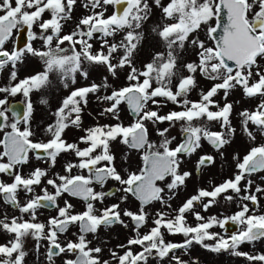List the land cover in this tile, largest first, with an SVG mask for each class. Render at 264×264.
<instances>
[{
  "label": "snow or ice",
  "instance_id": "obj_1",
  "mask_svg": "<svg viewBox=\"0 0 264 264\" xmlns=\"http://www.w3.org/2000/svg\"><path fill=\"white\" fill-rule=\"evenodd\" d=\"M76 0H0V71L9 63L13 70L10 73V81L17 80L15 70L17 61L21 60L24 52L38 56L43 61L44 70L34 75L20 79L16 83H10L7 87H0V93L15 96L21 93L25 98V108L22 115L13 113L14 119L10 120L8 109L0 107V173L13 177L12 183L0 182V195L4 201L19 208L24 214H30L32 221L36 218L38 207H58L56 200L62 194L67 193L73 197L82 198L86 201V210L71 214L72 205L65 201L64 207H58V215L48 220V230L45 235L46 225L29 221L19 222L13 217L11 222L0 220V227L14 234V239L7 245L0 244V264H23L26 255L23 250V238L32 235L37 241L46 239L48 243L47 259L53 264V257L63 253H71L75 259H66L64 264H110L108 260L101 261V247H89L91 243L86 239V234L96 233L101 225H112L121 223V212L119 204H112L103 208L97 215L91 201H103L106 195L112 193L96 192L90 186L93 182L102 187L108 180L117 181L123 185L125 193H131L140 202L137 212L124 210L123 215L129 217L134 224L135 236L128 239L127 247L122 255L111 251V256L118 264H138L146 260L153 250L160 258L168 256L174 249L186 248L193 240L202 243L204 240H216L215 245L204 244L205 248L213 252L221 250H233V254L246 256L250 261L264 262V254L252 256L247 253L236 251L238 245L245 241H254L264 238V214H249L247 204L231 217L218 220L215 216L209 217L206 222L198 223L195 227L185 224L184 214L191 210L195 202L202 198H210L203 205L207 210L215 199L222 193L231 190L238 196L241 194L240 182L246 175H251L264 170V144L250 147L249 151L242 157L234 156L237 173L234 178L226 179L223 183L215 186L211 191L199 189L197 194L188 198L182 206L176 210V215L169 218L166 213L158 211L153 220L154 227L141 235L139 229L146 225L147 213L145 205L158 201L168 207L163 197L164 188L158 182H164L171 177V182L166 184L167 189L174 190L184 185L185 180L191 174L187 171L180 173L181 155H191L200 147L202 138L207 139L214 148L220 149L229 143L225 139V132L209 131L206 127L197 126L194 121L207 118L208 121H221V128L227 130V134L234 133L231 128L229 116L232 106L225 104L222 108L214 105L213 97L221 89L225 95L229 89L240 86L246 96H264V70L260 68L258 60L264 58V0H170L166 6H162L164 17L170 19L171 23H164L162 27L153 28L158 31L159 37L166 45L167 52H157L152 61L145 64L143 69H137L132 63V55L140 41L141 34L135 30L141 27V22L148 18L149 6L146 0H86L85 8L97 9L101 5L126 4L120 13H113L105 18L103 12L83 17L76 28L70 33L61 35L62 20L70 19V13ZM157 6H161V0H155ZM45 11L51 13V18L41 22ZM226 11L227 22L222 25V35L217 38L214 34L221 28L220 16ZM215 19V26L212 21ZM39 23L41 29L40 38L46 46V51L36 50L28 43L24 49H13L11 52L5 50V42L12 35L13 30L19 26H27L29 41L36 39L32 32L33 25ZM202 26H207L209 39L214 40V46H207L198 38L191 40L193 47L199 49L198 63H187L184 67L189 73L197 70L206 78L221 80L215 83L206 93H201L199 101L188 100L187 93L194 84L192 75L180 78L173 92L169 87L172 78L176 75L177 58L174 55L176 46L183 49L185 42L189 40L191 33L196 32ZM51 34H45L48 30ZM128 29L123 40L119 44L111 43L105 39L101 49L95 53L89 42L94 34L99 33L102 37H111L117 31ZM55 40V47L53 41ZM67 42L69 48L62 45ZM79 46V48L77 47ZM107 49L105 52L104 49ZM123 49V55L119 56L116 63L112 62L114 54ZM70 53V54H69ZM87 61L94 64H103L112 76H116L117 69L128 67L126 86L113 89L110 94L102 97L109 102L110 106L104 109V114H110L119 121V106L126 103L134 120L125 126L123 123L104 124L84 129L85 134L80 137V142L87 147L80 148L77 143H68L63 139V132L69 126L80 127L81 124V102L87 103V95L98 91L101 85L92 83L87 87L72 90L66 96L60 107L53 113L55 122L47 125L44 132L50 136L46 142L35 140V132L31 127V116L33 104L30 99L32 91H39L49 81V74H58L60 80L65 82L68 78L75 83V74L79 72L87 78V72L82 70V62ZM231 62V63H229ZM255 69V71H254ZM153 81L156 86L153 87ZM103 87L108 88L107 78ZM157 97H164L174 104L181 105L183 110L171 111L167 115H159L157 111L148 108L149 102L157 104ZM185 97L182 101L178 98ZM42 104L47 100L42 98ZM7 103L0 99V106ZM212 106L219 108L218 111L210 110ZM243 118L244 131L250 139L255 137L248 131V123L264 128V101L255 111L247 110L240 113ZM150 121L153 125L157 122L168 121L174 124L181 121V132L184 139L176 147H170L175 137L169 139L165 134L168 129L158 130V135L163 137L159 144L149 141L148 129L145 125ZM120 138L121 143L130 149L142 151L144 167L138 172H129L124 178L117 170L115 157L110 152V142ZM63 152H73L78 158V163H67L65 172L68 175H59L55 179H48L47 184L52 186L54 192L47 188L42 189V195H35L25 204L20 205L16 193L23 188L27 192L33 191L34 185L41 183V178L47 173L40 169H34L27 177L22 175L16 168L29 162V154L35 153L36 159L47 157L54 166L57 156ZM43 153V156L41 155ZM213 162L210 155L201 156L197 162V169L205 164ZM79 168L87 170L89 175H71L72 169ZM252 181H248L243 191L249 192ZM264 189L257 186L256 192ZM231 201L232 196H226ZM241 200L257 203V196L253 193L240 196ZM198 221L204 218L195 213ZM242 226L237 234L224 238L217 233L208 231L214 225L221 228L229 221ZM79 224V235L76 240H68L64 245L58 241V234L67 231L69 225ZM127 227V225H124ZM161 228H166L170 234L182 233L185 237L194 234L191 239H186L183 244L166 243ZM132 245H139L143 251L133 253ZM15 254V255H14ZM176 264H185L179 257H173ZM198 264V262H197Z\"/></svg>",
  "mask_w": 264,
  "mask_h": 264
},
{
  "label": "rangeland",
  "instance_id": "obj_2",
  "mask_svg": "<svg viewBox=\"0 0 264 264\" xmlns=\"http://www.w3.org/2000/svg\"><path fill=\"white\" fill-rule=\"evenodd\" d=\"M66 3V0H64ZM149 11L148 18L141 22V27L135 31L141 34V39L137 44V48L134 50L132 55V63L137 69H143V66L152 61L153 57L157 52H164L166 54L167 48L163 40L159 37L158 31L154 32L153 28L162 27L164 23H171L170 19L164 17L162 12V6H166L170 0H161V6H157L155 0H146ZM86 0H76L74 3L70 19L62 20L61 35L70 34L77 26L82 16H88L93 14V12H103L105 18L111 16L114 13V5H101L97 9H92L91 7L85 8L84 4ZM126 7V4L125 6ZM122 12V11H121ZM85 14V15H84ZM50 13L44 12V20L50 19ZM214 20L212 21L213 24ZM128 29H123L117 31L114 36L111 37H102L101 34H94V38L89 42L92 44V51L95 53L101 49V44L106 39L109 44L117 43L119 44L123 40L124 35ZM47 34H51L49 29ZM198 38L201 41H204L207 46H213L211 39L207 35V26H202L199 30L194 33H191L189 40L185 42L183 49L176 46L174 55L177 58V67L176 75L172 78L171 84L169 87L173 92L176 91V87L179 83L180 78L192 75L194 79V84L190 87V90L187 93V99L190 101H199L201 98V93H206L215 83L222 82L221 80H211L202 75L199 70L195 73H189L184 67L187 63H198V51L199 49L193 47L191 40ZM38 50L46 51L47 48L43 44L38 43ZM53 47H55V40L53 41ZM64 48H69V44L65 42L62 45ZM79 48V46H77ZM35 49V48H34ZM106 52L107 49L105 48ZM70 54V53H69ZM123 55V49L118 53L114 54L112 62L116 63L119 56ZM260 68L264 70V58L258 60ZM13 70L12 66H6L2 71H0V83H13L18 82L20 79H23L25 76H31L38 72L44 70L43 61L40 57L34 56L30 53H25L20 61L16 63V72L17 80L10 81V73ZM82 70L87 72V78L82 76L79 72L75 74V83L72 82L71 78H68L65 82L68 84V87H64V82H62L56 73L49 74V83L41 88L39 91H33L35 103L39 106L43 105V112L38 113L39 117L41 113L43 117L38 122L42 124L43 130L42 133H39L38 130H35L36 139H42L47 136L44 132V129L49 124L55 122V116L53 113L59 107V103H62L61 99L68 96L70 92L76 88L87 87L92 83L101 85L98 91L94 93H89L86 97L87 103L81 102V124L77 128L75 126H69L65 129L62 136L65 141L68 143H77L80 148L86 147V144L80 142V137L85 134L84 129L90 127V125H104V124H115L123 123L125 126L131 124L134 120V117H131L122 103L119 106V121L114 119L110 114L101 113L104 112V109L109 107L110 104L107 101H104L102 97L111 93L113 89H118L120 87L126 86L129 82L126 77L130 69L125 67L123 69H117L116 76H112L108 72L107 67L103 64H94L87 61L82 62ZM255 71V69H254ZM105 78H107L108 88L103 87ZM155 81H153V87H155ZM16 96H20L18 93ZM44 98L47 100V104H42L40 101ZM185 97H180L181 101ZM214 105H218L219 108H222L225 104H230L232 106L231 113L229 116L231 128L234 129V133L231 135L227 134V130L221 128V121H208L207 118H202L201 120L194 121V124L201 127H206L209 131L213 132H225V139L229 140V143L225 144L222 148H210L204 141H200V147L196 149L191 155H181L179 158L182 161L180 164L179 171L183 173L185 171L189 172L191 175L186 178L184 185L178 187L176 190H171L170 192V205L171 211L168 214L171 215V218L175 216L178 206L182 204L185 199L190 198L192 195L197 194L198 189H205L211 191L220 181L223 183L224 180L234 178V175L237 173L236 169V160L234 156L242 157L249 151L250 147L256 146L259 144H264V128H260L251 122L248 123V131L252 133L255 137V140L249 138L243 128L242 120L240 113L247 110L249 112L255 111L257 106L264 101V96H246L243 92V89L240 86H236L228 90L227 95L223 89L219 90L217 94L212 98ZM157 104H152L149 102L148 108L150 110L157 111L159 115H167L171 111H181L183 110L181 105L174 104L171 101H168L164 97H157ZM38 106V107H39ZM57 106V108H56ZM40 108V107H39ZM219 108L212 106L210 110L218 111ZM42 116V115H41ZM181 121H177L174 124L165 121L163 123L157 122L153 125L150 121H146L145 125L148 129L149 141L155 144H159L163 137L158 135V130L168 129V132L165 134L169 139L175 137L172 141L170 147L174 148L175 141L178 139L179 131L182 126ZM110 152L115 157L114 163H127L128 165L122 166L125 169H134L139 165L142 157V151H137L135 149L127 148L123 143H121L120 138H117L115 141L110 142ZM201 155H210L213 157V162L210 164H205L198 169L197 173H194L193 169L196 167L198 158ZM46 162V161H45ZM44 162V163H45ZM67 163H78V158L73 152H63L57 156L55 165L51 164V161L45 163L46 166L50 168L48 173L53 174L52 178L55 179L57 174L59 175H68L69 173L65 172V166ZM63 168V169H62ZM53 171V173H52ZM74 171H79V168L72 169L71 174ZM251 180L252 184L249 187V192H244L243 189L248 186V181ZM43 189L51 193L54 192L52 186L47 184V180H43ZM171 182V177L166 178L164 182H160L164 186V183ZM220 182V183H221ZM259 186L264 189V170L252 173L251 175H246L245 178L240 182V187L242 189L241 194L238 196L236 193L228 190L225 193L220 194L211 206L207 210H202L200 207L205 203H208L210 198H202L200 202H197L195 208L187 211L184 214L185 224L187 226L195 227L198 223L206 222L209 217L215 216L217 219L221 216L231 217L237 212L239 206L248 201L240 199V196L253 193L257 196L258 206L264 207V191L256 192V187ZM163 188V187H162ZM226 196H232L231 201L227 200ZM65 201H68L72 205L70 212L77 211L83 207L82 204L73 203L70 198L65 195H61L57 198L56 205L61 207L62 204L65 205ZM94 205L95 212L98 213L101 208L97 207V201L92 202ZM101 205V204H99ZM155 205H160V202H155ZM58 207H55L50 210L43 211V220L46 225L45 229H48V220L51 217H55L58 211ZM152 208L150 207V210ZM195 213H199L201 217L204 218L203 221H198L195 217ZM150 215V214H149ZM151 216V215H150ZM150 218V217H149ZM117 224L112 225L110 229L103 230L98 228L96 233H91L92 244H96L98 247L103 249L100 254L101 261L108 260L110 264H118V261L114 260L111 256V251H115L118 255H122L124 248L119 247V245H127L125 237L120 236V234H115ZM150 229L149 220L146 222V225L142 226L139 230L140 234L143 235L147 233ZM208 231L212 232L211 229ZM239 231H237L238 233ZM111 234V238H108ZM216 233V232H212ZM236 233V234H237ZM104 235V236H103ZM163 235V234H162ZM194 234H189V237H185L182 233L169 234L167 235V240L169 239L170 243L183 244L186 239H190V236ZM230 236H224L228 238ZM213 240H204L202 243H197L195 240L192 241L190 245L186 248H177L174 249L168 256L160 258L155 250L147 256L146 260L139 261L138 264H176V261L173 257H179L180 260L184 261L185 264H264L261 261H250L246 256H238L233 254V250H221L219 252H213L208 248H205L203 245H213ZM215 245V244H214ZM126 248V247H125ZM140 252L143 251L142 247L139 246ZM26 252L28 253L27 258L23 261V264H49V261L43 259V261H31V243H28L26 246ZM111 250V251H110ZM236 251L247 253L252 256L264 254V238H260L254 241H245L238 245ZM53 264H64V261H56L53 259Z\"/></svg>",
  "mask_w": 264,
  "mask_h": 264
},
{
  "label": "flooded vegetation",
  "instance_id": "obj_3",
  "mask_svg": "<svg viewBox=\"0 0 264 264\" xmlns=\"http://www.w3.org/2000/svg\"><path fill=\"white\" fill-rule=\"evenodd\" d=\"M123 8L120 10V12L123 10ZM46 12H49V11H46ZM50 17H51V13H50ZM82 17H84V16H82ZM43 20H44V13L42 14L41 22ZM32 32L35 33L36 39H33V40L29 41L27 26H19L18 28L14 29L12 35L5 42V45H4L5 50H8L9 52H11L13 49H17V50L24 49V48H26L28 43H31L32 47L35 48L36 50H38V46H39L38 43H41V41H42V39L40 38L41 29L39 27V23H36V24L33 25ZM18 43H22V44H18ZM25 53H27V52H24V54ZM7 66L11 67L12 64L9 63ZM25 77H28V76H25ZM25 77H23V79ZM14 83H16V82H13V84ZM9 84L10 83H6V84L0 83V87H7V86H9ZM0 99H5L7 101V103L5 105L0 106V107L8 109L7 114L9 115L10 120L14 119V117L12 115L13 113H16L17 115H22L23 110L25 108V98L23 97V95L21 93H20V96H16V95L15 96H11V95H9L7 93H0ZM30 99H31L32 104H33V113H32L31 120H30L32 130L35 132V130L37 129L39 133H42L41 132V130H43L42 124L38 123V122H42V120L40 121L39 119L41 117H43V114L41 113L42 116L40 115V117H39L38 113H39V111L43 112V105L39 106V105H37L35 103L34 100L37 99V98L34 97V92L33 91L30 93ZM63 99H61V101H63ZM60 105H61V103H59V107H60ZM18 108L20 109V113L19 114L17 112ZM56 108H57V106H56ZM90 127H93V125H90ZM87 128H89V127H86L85 129H87ZM39 136L40 135H38V136L35 135L33 137V139L38 140V139H36V137H39ZM0 138H3V133L2 132H0ZM48 139H50V136H47V137L39 139V140H44L46 142ZM181 140H182V132L180 130L179 131V135H178V139H177V141H175L174 147H176L180 143ZM201 140H202V142L204 141V143H206L210 148H214L206 139L202 138ZM125 146L127 148H129L127 145H125ZM86 147H87V145H86ZM0 150H2V146H0ZM41 155L43 156V153H41ZM201 156H204V155H201ZM29 157H30L29 158V162L27 164H25V165L18 166L16 168V171H19L22 175L27 177L34 169L40 168V169L44 170L47 173V175L45 177L41 178V183L39 185H34L33 186V191L32 192H27L23 188L18 189V191L16 193V197H17V200L19 201L20 205L25 204L28 200H30L35 195H42L43 194L42 193V189H43V184H44L43 180H48V179H50V177L52 178V175H53L51 173H48L50 171V168L45 165V163L49 162V159L47 157H44L43 159H36V154L35 153H30ZM200 157L198 158V160L200 159ZM114 164H115L117 170L120 172V174L124 178H127V174L129 172H138L139 169L142 168V158H141V161H140L139 165L136 166L132 170L125 169L124 167H122V166L128 165L127 163H114ZM63 167L65 168V166H63ZM193 171H194V173H197L198 172L197 167H194ZM52 173H53V171H52ZM77 174L85 175V176L89 175L87 170H81V169H79V171H74L71 175H77ZM12 181H13V177L12 176H9L8 174L0 173V182L12 183ZM220 182L218 184H215V185L217 186V185L222 183V182L221 183ZM166 184L167 183H164V186H163V185H161L160 182H158V185L160 187L164 188V192H163L162 195H163L164 199L166 200L167 205H170L169 202H170V192L171 191L169 189H167ZM90 186L96 192L112 193L111 195H106L104 197L103 201L96 200L97 201L96 206L101 208V210L103 208L107 207V206L112 205V204H119L120 205V209L119 210L121 212V220L123 221V224L114 223V224H117L116 228H115V230H117V231L112 232V233L120 234V236L125 237L126 242L128 241V239L134 237L135 236V232H134V227L135 226H134L133 222L131 221V219L129 217H126V216L123 215V212L126 209L127 210H131L133 212H137L139 210V208H140V202L134 196H132L131 193H125L122 190L123 187H124L123 185H120L117 181H114V180H111V179L108 180L103 185V187L100 184L95 183V182H93L92 185H90ZM174 190H176V189H174ZM198 190H197V192H198ZM63 195H65L66 197L70 198L71 201L74 200L73 203H79V204L83 205V207L80 208L77 211V213L72 211L71 214H78V213H81V212L86 210V201H84L82 198L73 197V196H70L67 193L62 194V196ZM185 200H187V199H185ZM91 202H93V201H91ZM155 202H158V201H154V202H152L149 205H145V207H144V210L147 213V221L149 220V223H150V228L155 226L153 224V220L156 218V213L158 211H162V212L166 213L167 216L169 218H171V215L168 214V212L171 211L170 210L171 209V205H170V207H168V206H166L164 204H161V203H160V205H155ZM257 203H258V201H257ZM257 203L253 204L251 201H248L246 203L248 205L249 209H250L249 214H253V213L258 214V215L259 214H264V207L262 205L258 206ZM99 204H101V205H99ZM182 204H180L178 206V208L180 206H182ZM196 204H197V202L194 203L193 208H195ZM243 204H245V203H243ZM243 204H241L239 206V209H237V211H239L241 209V206ZM61 207H64V204H62ZM150 207L152 208L151 210H150ZM53 208H55V207H53V206L52 207H38L36 209L35 221H32V217H31L30 214L21 213L19 211V208L13 206L10 203H6L4 201L3 195H0V220H6V222H8V223H10L11 219L13 217H15V218H17V220L19 222L29 221V222L43 223L44 224L43 211L47 210V209L50 210V209H53ZM200 208L202 210H204L203 205H201ZM100 211L98 213H96V214L99 215ZM57 215H58V211L56 213V216ZM225 217H229V216H226V215L225 216H221L220 218H218V220L224 219ZM114 224H112V225H114ZM112 225H108V226L101 225L98 228L107 231L108 229H110L112 227ZM124 225H127V227H125ZM241 227L242 226L238 225L237 223L229 220L225 224V226L223 228H221L219 225H214L211 228V231L212 232H216L220 236L224 237V236H231L233 234H236L237 231L241 230ZM47 230L48 229H45V235L47 234ZM161 232L163 234V238H164L165 242L169 243L170 241H169V239L167 240V235H169L170 233L167 231L166 228H161ZM112 233H110V235L107 236V237L111 238L110 236H111ZM78 235H79V224L78 223L77 224H71V225H69V227H68L66 232L58 234V241L62 245H64L68 240L75 241L76 237ZM90 235H91V233L86 234V239L91 242L89 244V247H93V248L94 247H98L96 244L95 245L93 244L91 246L92 239H91ZM14 238H15L14 234L7 232L2 227H0V244L7 245L9 243V241L13 240ZM191 238H192V236H190V239ZM213 241H214L213 242V245H214L216 243V240H213ZM28 243H31V250H32L31 251V261H43V259L48 260L47 259V249H48V243L49 242L46 239H40L39 241H37L32 235H27V236H25L23 238V250L26 253V255L24 257V260L27 258V255H28V253L25 250L26 246L28 245ZM130 247H131V250L133 251V253H139L140 252L139 245H132ZM127 250H128L127 247L124 248V251H127ZM53 259H55L56 261H65L66 259H75V256L73 254H71V253H63V254H61L59 256L53 257Z\"/></svg>",
  "mask_w": 264,
  "mask_h": 264
},
{
  "label": "water",
  "instance_id": "obj_4",
  "mask_svg": "<svg viewBox=\"0 0 264 264\" xmlns=\"http://www.w3.org/2000/svg\"><path fill=\"white\" fill-rule=\"evenodd\" d=\"M125 6V4H121V5H114V13H119L120 10ZM220 21H221V28L218 29L217 33H215L214 35L219 38L220 35H222V25L223 23H226L227 22V16H226V11L225 12H222L221 13V16H220ZM215 19H214V22H213V26H215ZM212 41V44L214 46L215 44V41L214 40H211ZM18 44H22V43H18ZM231 63V62H229ZM124 106L127 110V113L131 116V117H134L133 114L131 113L130 109L128 108V105L126 103H124ZM18 114L20 113V109L18 108ZM184 139V135L182 134V140ZM182 140L180 141V143L182 142ZM207 140V139H206ZM208 141V140H207ZM209 142V141H208ZM210 143V142H209ZM211 144V143H210ZM212 145V144H211ZM142 167H144V163H143V160H142ZM132 195V194H131ZM133 196V195H132ZM135 197V196H134ZM48 207H52L51 205H49Z\"/></svg>",
  "mask_w": 264,
  "mask_h": 264
}]
</instances>
